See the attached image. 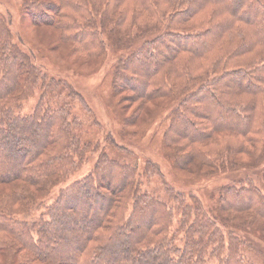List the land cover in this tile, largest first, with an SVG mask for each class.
Here are the masks:
<instances>
[{
    "label": "trees",
    "instance_id": "trees-1",
    "mask_svg": "<svg viewBox=\"0 0 264 264\" xmlns=\"http://www.w3.org/2000/svg\"><path fill=\"white\" fill-rule=\"evenodd\" d=\"M19 5L32 25L55 30L54 46L86 60L114 52L111 89L131 110L123 123L159 100L168 163L192 162L197 180L247 172L215 180L207 207L173 184L171 163L164 171L113 135L82 139L75 100L90 105L65 69L49 70L33 40L15 38L0 13V264H203L209 255L255 264L247 253L264 264L263 252L223 228L258 225L264 239V0ZM37 90L32 110L18 112ZM145 177L160 191L148 190Z\"/></svg>",
    "mask_w": 264,
    "mask_h": 264
},
{
    "label": "rangeland",
    "instance_id": "rangeland-1",
    "mask_svg": "<svg viewBox=\"0 0 264 264\" xmlns=\"http://www.w3.org/2000/svg\"><path fill=\"white\" fill-rule=\"evenodd\" d=\"M0 13L8 18L6 19L7 21L9 20L8 23L15 38L22 36L24 39H30L35 42H31V45L34 50L40 51L39 57H42L43 61L45 60L44 64L49 70L55 72L58 67L65 69L61 75L70 78L75 88L90 105V110H87L79 104L78 100H75L76 112L81 116L83 121H81L82 128L78 130L82 139L89 138L94 141L106 140V135H113L117 142L120 144L125 143L130 150L132 149L133 152H137L140 156L143 155V159L144 155H148L161 163L164 171L169 170L171 161L168 163L166 157H169L173 151L162 141L167 120L164 119L163 123H156L159 117H156V115H160L165 107L158 104L159 100L151 102V105L147 104L148 110L143 112L140 118L130 122L131 124L123 123L126 120L125 118L130 115L131 110L124 107V102H120L119 100L120 95L114 94L111 89V65L115 59L114 52L108 49L100 58L86 60L71 52L68 46H54L57 44L58 39L56 32H54L55 30L42 26H40L42 28L38 29L32 25L24 14H22L19 0H0ZM54 63L58 65L55 66ZM37 95L38 90L23 100L18 112L23 114L30 112L37 99ZM119 152L127 153L118 150L117 153ZM171 165L174 170V174L170 175L173 184L184 191L198 193L207 207H210L214 202L213 193L217 184L216 181L221 180L223 183L224 181L228 182L232 179L238 180L239 177L241 178L247 172L244 169L236 171L226 170L223 173L220 172V174H208L212 175L208 179L205 177L203 180H197L196 176L198 175L194 171L195 166L192 162L188 164V168L175 167L172 163ZM88 169L89 167L87 166L82 169L80 168L76 171V174L59 181L58 185H64L67 181L80 177ZM197 169H199L200 173L204 172V170L207 172L210 168H200L197 166ZM209 172L214 171L210 170ZM153 181V177L150 178V181L145 177L144 184L150 186L148 190L159 192L160 185L158 186L155 184L157 182ZM260 181L264 191V179ZM257 226L249 225L244 227L235 223V225L230 224L229 227H222L227 231L233 229L235 234L244 238L247 242L252 243L255 248L264 253V239L260 236L262 231L257 229ZM247 255L255 264H262V258L260 256L252 253H247ZM203 264H218V259L214 255H209Z\"/></svg>",
    "mask_w": 264,
    "mask_h": 264
}]
</instances>
